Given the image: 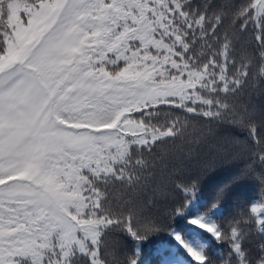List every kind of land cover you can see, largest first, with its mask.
<instances>
[{
  "label": "snow or ice",
  "instance_id": "obj_1",
  "mask_svg": "<svg viewBox=\"0 0 264 264\" xmlns=\"http://www.w3.org/2000/svg\"><path fill=\"white\" fill-rule=\"evenodd\" d=\"M250 30L264 60V0L230 19L193 0H0V264H110L109 237L142 238L140 197L157 180L149 157L183 134L158 118L162 105L232 117L259 144L232 103L251 78V58L237 52ZM191 199L173 209L196 226L173 230L182 264H212L201 238L229 242L225 264H264V248L249 260L245 234L225 232L215 212L193 215ZM256 223L264 235V212Z\"/></svg>",
  "mask_w": 264,
  "mask_h": 264
},
{
  "label": "trees",
  "instance_id": "obj_2",
  "mask_svg": "<svg viewBox=\"0 0 264 264\" xmlns=\"http://www.w3.org/2000/svg\"><path fill=\"white\" fill-rule=\"evenodd\" d=\"M193 2L213 3L227 11L230 19L233 8L247 3V0ZM237 52L251 58V78L232 103L239 113L247 109L256 128V139L261 142L256 143L249 135L248 127L235 122L232 117L210 120L172 105H162L165 111L159 113L158 118L161 122L165 119L180 121L183 134L174 141L157 142L158 146L149 157L156 165L157 180L153 190L140 197L141 201H147L138 222L142 238L134 239L121 231L109 237L105 257L110 264H126L133 258L137 264H182L185 257L175 247L173 230L196 226L188 224L190 216L181 219L173 209L184 201L186 195L192 197L189 203L193 215L215 212L212 219L225 232L236 227L245 234L244 247L249 260L255 261L264 248V235L256 223V218L264 212V161L259 158L264 155V75L260 74L264 60L251 30L247 34H237ZM177 185L193 190L181 193ZM220 192L227 194L216 199L214 209L204 207ZM185 211L187 213L188 209ZM146 222H151L154 229L146 231ZM201 239L207 243L212 264H225L231 259L227 240Z\"/></svg>",
  "mask_w": 264,
  "mask_h": 264
}]
</instances>
